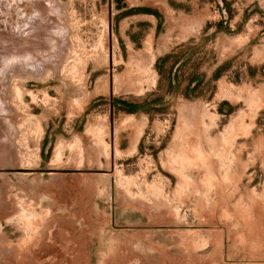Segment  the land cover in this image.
I'll list each match as a JSON object with an SVG mask.
<instances>
[{
  "label": "rangeland",
  "instance_id": "1",
  "mask_svg": "<svg viewBox=\"0 0 264 264\" xmlns=\"http://www.w3.org/2000/svg\"><path fill=\"white\" fill-rule=\"evenodd\" d=\"M226 3L0 0V264H264V0Z\"/></svg>",
  "mask_w": 264,
  "mask_h": 264
},
{
  "label": "crops",
  "instance_id": "2",
  "mask_svg": "<svg viewBox=\"0 0 264 264\" xmlns=\"http://www.w3.org/2000/svg\"><path fill=\"white\" fill-rule=\"evenodd\" d=\"M217 1H218V3L223 2L224 4L227 5V8H228V4L226 3L227 0H217ZM237 4H238V2H235L233 5H231V6L229 7V9L231 8L230 10H234V8H235V6H236ZM253 9H255V8H253ZM247 10H248V11H247ZM259 10L262 11V10H264V9L259 8ZM149 11H151V10H150V9H135V10H133V12L144 13V14H148ZM246 11H247V13H248V12L252 11V9L247 8ZM152 15H153V14H152ZM231 15H232V14H231ZM247 15H248V14H246V16H247ZM218 27L223 28V30L220 29V30L218 31L219 35H221V34H222V35H225V34H224V33H225V30H224L225 27H222L221 25L218 26ZM157 28H158V25H157ZM248 28H253L254 31H255V30L261 28V23H259L258 21L254 20V19H252V18H247V17H245V18H244V21H241L240 23L236 24V28H235L234 31H235V32H238V37H239L240 39L246 38V41H249V42H250V41H251V37H252V35H251V32H252V31L249 30V32H246ZM262 40H263V42H264V35L262 36ZM255 45H257V44H255ZM257 47H259V46H256V49H255L256 51H258V50H257ZM262 47H264V45H262ZM261 51H264V48H263ZM253 56H254V54H253ZM253 56H250V62H252L251 60L254 59ZM245 68H247V70L249 69V70H251V71H254L256 67H255V65H252V63H251V64H249V66H248V65H245ZM261 68H262V67H261ZM226 69H228L226 65H223L222 67H219V66H218V69H217L216 74H218V75H221V74H222V75H223ZM248 72H250V71H248ZM175 73H176V71H175Z\"/></svg>",
  "mask_w": 264,
  "mask_h": 264
},
{
  "label": "trees",
  "instance_id": "3",
  "mask_svg": "<svg viewBox=\"0 0 264 264\" xmlns=\"http://www.w3.org/2000/svg\"><path fill=\"white\" fill-rule=\"evenodd\" d=\"M126 106H128V111H130V112H133V113H134V111H135V109H136V107H135V106H131V105H127V104H126Z\"/></svg>",
  "mask_w": 264,
  "mask_h": 264
},
{
  "label": "bare ground",
  "instance_id": "4",
  "mask_svg": "<svg viewBox=\"0 0 264 264\" xmlns=\"http://www.w3.org/2000/svg\"><path fill=\"white\" fill-rule=\"evenodd\" d=\"M45 248V247H44ZM31 249V248H30ZM118 251V250H117ZM2 257V256H1Z\"/></svg>",
  "mask_w": 264,
  "mask_h": 264
},
{
  "label": "water",
  "instance_id": "5",
  "mask_svg": "<svg viewBox=\"0 0 264 264\" xmlns=\"http://www.w3.org/2000/svg\"><path fill=\"white\" fill-rule=\"evenodd\" d=\"M112 109H113V106H112Z\"/></svg>",
  "mask_w": 264,
  "mask_h": 264
}]
</instances>
